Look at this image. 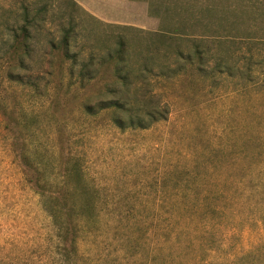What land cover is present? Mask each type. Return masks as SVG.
<instances>
[{
  "label": "rangeland",
  "instance_id": "obj_1",
  "mask_svg": "<svg viewBox=\"0 0 264 264\" xmlns=\"http://www.w3.org/2000/svg\"><path fill=\"white\" fill-rule=\"evenodd\" d=\"M67 1L0 0V264H63L23 155L55 174L67 139L108 204L82 221L76 264H226L264 243V91L230 80L156 82L170 107L158 125L120 133L102 113L86 118L80 103L102 83L67 93V59L56 48L67 14L78 22L79 57L92 47L106 57L118 34L137 49L123 28L156 31L152 7L176 0H128L138 6L117 22ZM23 24L28 49L19 68V54L12 60L7 49ZM132 206L133 218L125 213Z\"/></svg>",
  "mask_w": 264,
  "mask_h": 264
},
{
  "label": "trees",
  "instance_id": "obj_2",
  "mask_svg": "<svg viewBox=\"0 0 264 264\" xmlns=\"http://www.w3.org/2000/svg\"><path fill=\"white\" fill-rule=\"evenodd\" d=\"M67 3L83 11L75 2ZM151 13L159 19L156 31L123 28L140 43L137 49L118 34L106 57L92 47L87 58L79 57L83 47L76 40L78 22L73 13L67 14V29L56 44L67 59V93L72 87L84 91L102 83L94 96L81 101L84 117L93 119L102 113L120 133L148 130L164 121L170 109L156 91V82L180 80L196 86L209 80L217 87L230 80L242 90L257 86L264 91V0H176L153 6ZM28 36L26 24L17 27L7 49L12 60L19 54L14 62L19 68L26 59ZM74 149L67 139V160L55 174L43 160L23 155L26 181L54 230V249L63 264H76L82 221L98 216L100 207L108 209L104 192L90 180L84 158ZM134 209L125 213L133 218ZM263 251L262 242L226 264H257Z\"/></svg>",
  "mask_w": 264,
  "mask_h": 264
},
{
  "label": "crops",
  "instance_id": "obj_3",
  "mask_svg": "<svg viewBox=\"0 0 264 264\" xmlns=\"http://www.w3.org/2000/svg\"><path fill=\"white\" fill-rule=\"evenodd\" d=\"M89 13L98 16L105 21L117 22L120 14H126L130 10H135L138 4L129 3L128 0H71ZM127 18V17H126ZM125 18V19H126ZM120 23V22H119Z\"/></svg>",
  "mask_w": 264,
  "mask_h": 264
}]
</instances>
